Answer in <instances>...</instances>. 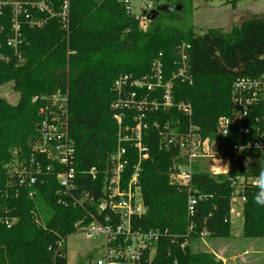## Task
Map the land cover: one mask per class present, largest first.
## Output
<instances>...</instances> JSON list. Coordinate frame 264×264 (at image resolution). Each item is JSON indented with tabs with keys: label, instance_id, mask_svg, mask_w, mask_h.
Here are the masks:
<instances>
[{
	"label": "trees",
	"instance_id": "1",
	"mask_svg": "<svg viewBox=\"0 0 264 264\" xmlns=\"http://www.w3.org/2000/svg\"><path fill=\"white\" fill-rule=\"evenodd\" d=\"M166 1L165 5L171 2ZM158 18L143 29L140 20L129 15L117 0H72L69 31L57 18L42 29L22 25L25 61L19 66L0 61V87L13 83L19 94L16 105L0 97V264H68L66 257L55 255L57 243L75 234V224L85 215L81 208L58 204L56 175L62 168L38 176L33 188L16 184L13 170L18 163L35 157L33 150L40 136V104L33 102L35 97L51 95L68 81L69 129L76 147L77 184L98 199L104 171L117 148L118 125L111 106L117 99L113 83L118 77H144L153 62L160 59L170 78L178 68L179 47L189 44L193 83L176 80L175 100L192 104L194 122L208 136L221 116L231 114L235 81L264 75V19L247 20L230 32L212 29L197 35L193 28L164 26ZM8 23L6 20L5 25ZM168 118L151 114L147 120L144 144L150 157L142 164L140 178L146 214L134 225L144 230L168 231L177 237L186 233L189 223L187 196L170 181L175 153L160 148L158 131L152 125L153 121ZM235 142L234 138L229 144ZM128 151L132 170L137 150L129 147ZM224 155H229L228 150ZM37 160L46 167L50 164L42 157ZM92 168L99 171L96 184L81 175ZM258 171L256 163L249 175L255 177ZM234 174L194 175V188L212 198L197 207L192 221L193 241L199 240L204 231L213 239L231 236L233 188L229 178ZM255 191L248 188L244 193L243 236L264 239V207L254 203ZM5 217L17 218L18 222L8 229L1 222ZM215 262L212 255L194 253L190 246L183 251L176 242L164 239L149 264Z\"/></svg>",
	"mask_w": 264,
	"mask_h": 264
},
{
	"label": "built area",
	"instance_id": "2",
	"mask_svg": "<svg viewBox=\"0 0 264 264\" xmlns=\"http://www.w3.org/2000/svg\"><path fill=\"white\" fill-rule=\"evenodd\" d=\"M125 6L126 12L138 18L146 29L150 21L147 15L136 16L132 12L131 0H117ZM72 0H0V61L6 64L25 61L23 48L25 40L22 25L31 29H42L50 20L59 19L64 30L69 31ZM57 3L59 7H57ZM154 10L153 5L145 8ZM144 19V20H143ZM9 23L6 26L5 21ZM148 21L146 24L145 22ZM189 44H183L178 51V68L168 78L162 60L153 62L148 75L138 78L122 75L113 83L117 99L111 109L118 125V141L103 174L102 188L97 199L91 191L78 187V174L74 169L76 147L69 129V85L57 89L51 95L37 96L33 102L40 104L39 139L34 146V155L29 161L18 163L13 170L19 187L33 188L38 176L55 173L59 189L56 192L58 204L66 208H81L85 215L75 224L77 231L91 238H102L103 254L96 264H149L161 240L171 239L181 250H186L194 230L192 223L200 203L212 196L200 193L193 186L196 173L212 176H229L233 196V214L240 217L246 203L245 191L253 187L255 177L249 175L254 165L264 160V75L256 78H238L232 89L229 116H221L211 135H205L194 122V109L189 102H176L175 81L193 83L190 67ZM151 114L169 116L163 121H153L158 131L160 148L175 153L173 168L169 177L172 184L186 193L188 227L186 233L173 237L168 231L144 230L135 227V220L146 214L141 190L142 164L150 157L144 144L147 122ZM125 121L128 124H125ZM130 122L133 123L130 124ZM236 142L229 144L232 139ZM137 150V162L132 170L128 148ZM229 155H224L226 152ZM42 157L49 162L44 166ZM227 168V169H225ZM129 172V173H128ZM81 175L98 181L99 171L92 168ZM93 189L96 191L95 185ZM34 198V193H30ZM6 228H13L17 218L5 217L1 221ZM208 237L207 232L200 239ZM181 240V241H180ZM180 241V242H179ZM63 238L57 243V257H66ZM67 258V257H66Z\"/></svg>",
	"mask_w": 264,
	"mask_h": 264
},
{
	"label": "rangeland",
	"instance_id": "3",
	"mask_svg": "<svg viewBox=\"0 0 264 264\" xmlns=\"http://www.w3.org/2000/svg\"><path fill=\"white\" fill-rule=\"evenodd\" d=\"M165 4H167L166 0H131L132 12L136 16L145 14L148 17L151 12L145 11L148 5H153L157 9ZM168 5L174 7L175 11L161 13L159 18L157 17L158 22L164 26L178 27L183 30L193 28L197 35H204L212 29L230 32L234 26H240L247 20L264 19V0H171ZM179 7L181 10H177ZM145 23L147 24L148 21ZM13 87V83L0 87V97L16 105L19 101V94ZM235 215L233 214L230 222L232 234L229 238L206 237L194 241L191 238L189 246L194 253H207L214 256L216 264L224 262L212 250L218 252L219 255H225L228 249L229 255L234 256L235 259L232 262L228 261L227 264H264V239L245 238L243 236V214L240 217ZM102 245V238H91L86 233L77 231L67 240L68 264H96V260L103 254Z\"/></svg>",
	"mask_w": 264,
	"mask_h": 264
},
{
	"label": "clouds",
	"instance_id": "4",
	"mask_svg": "<svg viewBox=\"0 0 264 264\" xmlns=\"http://www.w3.org/2000/svg\"><path fill=\"white\" fill-rule=\"evenodd\" d=\"M253 187L256 189L253 193L254 203L264 207V163L259 162V171L253 180Z\"/></svg>",
	"mask_w": 264,
	"mask_h": 264
},
{
	"label": "water",
	"instance_id": "5",
	"mask_svg": "<svg viewBox=\"0 0 264 264\" xmlns=\"http://www.w3.org/2000/svg\"><path fill=\"white\" fill-rule=\"evenodd\" d=\"M177 10H181V8H177ZM175 8L170 6V5H163L158 7L157 9L152 10L149 15H148V20L150 22H153L154 20H156V18L163 12L169 13V12H174ZM39 127L37 128V130L39 131Z\"/></svg>",
	"mask_w": 264,
	"mask_h": 264
},
{
	"label": "crops",
	"instance_id": "6",
	"mask_svg": "<svg viewBox=\"0 0 264 264\" xmlns=\"http://www.w3.org/2000/svg\"><path fill=\"white\" fill-rule=\"evenodd\" d=\"M231 244V243H230ZM228 245V244H227ZM232 245V244H231ZM231 245H228L229 247H231ZM212 252L215 254V255H217V257H219V258H221L222 260V262H224L223 264H227L228 263V261H230V262H232L235 258H234V256L232 257V256H230L229 254H230V251H229V249H228V252H226V254L225 255H219L218 254V252H216L215 250H212ZM227 256V257H226Z\"/></svg>",
	"mask_w": 264,
	"mask_h": 264
}]
</instances>
